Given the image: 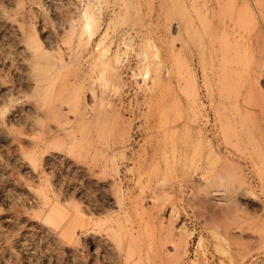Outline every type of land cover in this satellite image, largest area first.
<instances>
[{
    "label": "rangeland",
    "instance_id": "1",
    "mask_svg": "<svg viewBox=\"0 0 264 264\" xmlns=\"http://www.w3.org/2000/svg\"><path fill=\"white\" fill-rule=\"evenodd\" d=\"M0 264H264V0H0Z\"/></svg>",
    "mask_w": 264,
    "mask_h": 264
},
{
    "label": "bare ground",
    "instance_id": "2",
    "mask_svg": "<svg viewBox=\"0 0 264 264\" xmlns=\"http://www.w3.org/2000/svg\"><path fill=\"white\" fill-rule=\"evenodd\" d=\"M86 33H88L90 39H92L96 33V18L94 17L93 13L88 12L87 15V24L85 26ZM105 55V52L103 53ZM190 87V86H189ZM222 190H214L210 194L217 195Z\"/></svg>",
    "mask_w": 264,
    "mask_h": 264
}]
</instances>
